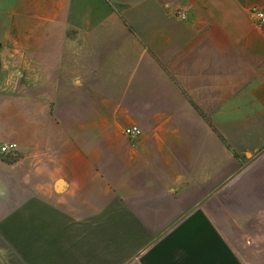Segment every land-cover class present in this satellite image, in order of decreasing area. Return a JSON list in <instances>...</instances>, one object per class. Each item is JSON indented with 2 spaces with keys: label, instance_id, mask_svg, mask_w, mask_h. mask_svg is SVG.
<instances>
[{
  "label": "crops",
  "instance_id": "obj_1",
  "mask_svg": "<svg viewBox=\"0 0 264 264\" xmlns=\"http://www.w3.org/2000/svg\"><path fill=\"white\" fill-rule=\"evenodd\" d=\"M255 7L0 0V264H264Z\"/></svg>",
  "mask_w": 264,
  "mask_h": 264
},
{
  "label": "built area",
  "instance_id": "obj_2",
  "mask_svg": "<svg viewBox=\"0 0 264 264\" xmlns=\"http://www.w3.org/2000/svg\"><path fill=\"white\" fill-rule=\"evenodd\" d=\"M252 13L254 14L256 20L260 24H264V12L262 10L255 7L253 8ZM180 14L184 16L183 12H181ZM123 132L129 138L136 139L141 135L142 130L138 125L132 124V125L125 127ZM17 149H18V144L16 142L4 143L0 146L1 153H11V152L15 153Z\"/></svg>",
  "mask_w": 264,
  "mask_h": 264
},
{
  "label": "rangeland",
  "instance_id": "obj_3",
  "mask_svg": "<svg viewBox=\"0 0 264 264\" xmlns=\"http://www.w3.org/2000/svg\"><path fill=\"white\" fill-rule=\"evenodd\" d=\"M0 15H1V13H0ZM1 27H2V20H0V29H1Z\"/></svg>",
  "mask_w": 264,
  "mask_h": 264
}]
</instances>
